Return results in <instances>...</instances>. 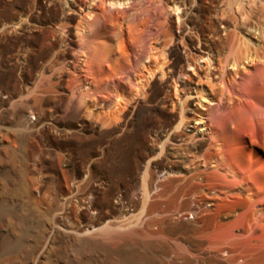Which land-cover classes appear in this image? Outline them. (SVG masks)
Wrapping results in <instances>:
<instances>
[{
	"label": "rangeland",
	"instance_id": "1",
	"mask_svg": "<svg viewBox=\"0 0 264 264\" xmlns=\"http://www.w3.org/2000/svg\"><path fill=\"white\" fill-rule=\"evenodd\" d=\"M100 203L157 264H264V0H0V264H34L46 221Z\"/></svg>",
	"mask_w": 264,
	"mask_h": 264
},
{
	"label": "bare ground",
	"instance_id": "2",
	"mask_svg": "<svg viewBox=\"0 0 264 264\" xmlns=\"http://www.w3.org/2000/svg\"><path fill=\"white\" fill-rule=\"evenodd\" d=\"M184 60H185V57H178L176 59L175 64L179 65ZM185 79H186V75H183L181 77V82L183 84L186 85V83L188 84V82L192 83V79H188V81H185ZM188 90H189V96L187 98H189V103L195 106L199 105L197 100L200 97L199 96L200 90L198 89V87L197 86L188 87ZM28 111L29 110L27 109V112ZM153 115H154L153 110H143L141 112V115L139 116V118L137 119L135 123L136 131H135L134 137L136 138V140L145 141L148 139L149 126L151 124ZM199 123L204 124V127L200 128L197 122L189 126V128H191V131L196 132L197 136H199L200 138H203L204 135H206L204 131L208 130V128L206 127L207 123L206 121H200ZM72 163L76 164V160H74ZM152 163L153 165L157 167H162V163H160V161H158L156 158L152 161ZM91 168L95 172L99 173V176L101 175L103 179L108 178V172L110 169H113L116 172H118V170L120 171L119 167L117 168L116 165H114L112 168L110 164L107 165L106 163L104 165L101 162H94L91 165ZM82 172L83 170L79 169L78 173L81 174ZM131 174L132 173L129 172L128 176ZM58 177L63 182L65 192L72 193L74 189L73 183H72L73 179H72V176L67 172L65 168L61 167L59 169ZM40 185L36 187V190H35L36 193L41 192L42 189ZM100 185L101 184L96 185L97 186L96 192L104 194V191H105L104 187L102 188L101 186L100 188L99 187ZM29 195L32 197L33 193L30 192ZM52 199L54 200V198H51V200ZM65 203H66V200H65ZM73 203L74 202L70 201L68 204L70 206L72 205L71 207H73ZM122 203L123 201L121 202V200L119 201L116 200L113 203L114 204L113 206L115 208L125 209ZM91 205L92 207L95 206V204L93 203ZM107 205L109 204L100 203V205H98L99 209L101 210L100 215L95 216L94 218H92L90 221L86 223L80 222L79 224H74V223L72 224L68 220L69 215H68L67 210L60 215H56V217H52V219L50 218V220L46 221L44 224L43 235L40 238V241H38L32 247V250L30 251L29 262L30 263L34 262V264H91L90 258L92 257V253L102 252L106 256L107 264H110L111 258L114 257L115 255L119 257V260L121 261L122 264H157L155 259H153L152 256L138 255L135 251L129 250L127 248L128 245L123 247L130 239L134 238L138 234L137 229L134 228L135 226L126 228L125 230H123L121 229V227L119 228V227H116L115 225H110V224L104 225L105 221L109 218V216L104 214V208ZM71 207L69 209H71ZM186 228H187V225L182 224L178 230L179 231L182 230L186 232ZM93 236L96 239H94V241H91L90 237H93ZM147 246L153 247L154 243L148 242ZM169 251L170 249L168 248V246L164 245L163 253L167 254L169 253ZM116 260L118 261V259Z\"/></svg>",
	"mask_w": 264,
	"mask_h": 264
}]
</instances>
